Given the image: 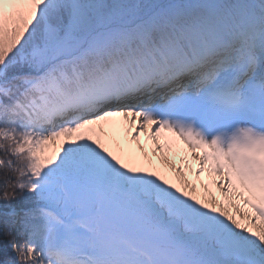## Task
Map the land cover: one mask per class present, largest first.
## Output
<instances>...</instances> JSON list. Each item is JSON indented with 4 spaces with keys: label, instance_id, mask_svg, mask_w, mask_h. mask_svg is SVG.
Returning a JSON list of instances; mask_svg holds the SVG:
<instances>
[{
    "label": "snow or ice",
    "instance_id": "obj_1",
    "mask_svg": "<svg viewBox=\"0 0 264 264\" xmlns=\"http://www.w3.org/2000/svg\"><path fill=\"white\" fill-rule=\"evenodd\" d=\"M0 153V264H264V0H0Z\"/></svg>",
    "mask_w": 264,
    "mask_h": 264
},
{
    "label": "trees",
    "instance_id": "obj_2",
    "mask_svg": "<svg viewBox=\"0 0 264 264\" xmlns=\"http://www.w3.org/2000/svg\"><path fill=\"white\" fill-rule=\"evenodd\" d=\"M3 154L0 153V156H2ZM6 174L10 175V173H7V166L5 164V166L3 168H0V187L3 186L4 180L6 179ZM0 239H3L2 236H0ZM9 251H11L10 247H9Z\"/></svg>",
    "mask_w": 264,
    "mask_h": 264
},
{
    "label": "rangeland",
    "instance_id": "obj_3",
    "mask_svg": "<svg viewBox=\"0 0 264 264\" xmlns=\"http://www.w3.org/2000/svg\"><path fill=\"white\" fill-rule=\"evenodd\" d=\"M133 143H134V142H133ZM140 143H142V144H143V143H146V137H145V135H144L143 133L141 134V140H140ZM149 143H150V142H149ZM176 159H177V162H179V158L177 157ZM189 179H190V180H195L196 178H195L194 175H190V176H189ZM201 179H202V180L207 179V173H205V175H204L203 177H201ZM217 194H218V193H217Z\"/></svg>",
    "mask_w": 264,
    "mask_h": 264
}]
</instances>
